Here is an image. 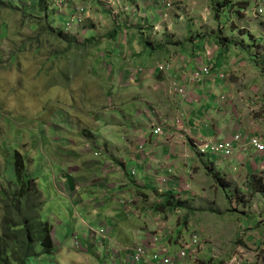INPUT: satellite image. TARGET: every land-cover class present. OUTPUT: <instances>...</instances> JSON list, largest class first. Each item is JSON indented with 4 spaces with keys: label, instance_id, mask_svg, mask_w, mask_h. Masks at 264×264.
<instances>
[{
    "label": "rangeland",
    "instance_id": "374dc122",
    "mask_svg": "<svg viewBox=\"0 0 264 264\" xmlns=\"http://www.w3.org/2000/svg\"><path fill=\"white\" fill-rule=\"evenodd\" d=\"M87 1L71 0L61 8L54 0H49L47 15L39 14L38 19L44 20L41 25H50L56 31L66 33L63 35L67 39L54 37L46 32L45 28L39 36L41 43L37 42L35 30L26 22L27 19H32V22L34 20L29 16L36 15L30 8L34 2L15 0L20 7H26L25 16L0 5V184H5L7 190H0V196L3 193H15L17 183L14 187H9L7 181L12 178L15 158L20 155L25 165L23 173H28L29 177L36 179L37 188L45 198L40 219L54 226L55 236H52V240L54 242L56 239L58 244L54 253L47 254L43 239L39 238V242L34 244L28 264H111L107 259L108 252L142 243L144 233L147 230L153 232L158 226L168 228L175 238L178 235L183 238L180 242L170 245L171 254L182 248V240H188L193 226H196L202 236V248L196 256L198 260L193 264H208L210 261L209 264H224L235 255V248L243 245L242 240L238 242L240 237L243 239L245 236L244 238L249 240L255 237V230L261 219H264V194L248 191L244 187L247 182L236 184L226 181L224 188L213 181L212 177L200 176L204 177L201 178V183L205 185L200 186L205 188L197 192L189 188L188 192L178 198L179 206L172 209L173 211L164 209V213L157 214L156 208H152L157 204L152 201L149 206L144 205L143 209L146 211H140L135 216L134 210H126L118 200L110 199L111 191L106 192L98 186L102 199L107 204L113 203L120 214L117 218L112 213L101 221L90 219L84 214L85 207L92 208L82 203L91 197L86 188L82 189L81 196L77 199L69 200L59 192L54 178L63 169L60 165V154H64L63 148L68 147L70 143V156H67L69 160L64 158V164L66 169L68 167L72 172V166L83 167L89 161L86 157L80 158L89 150L86 149V144H82L84 141L91 142L87 143L88 147L96 151L97 147L102 148L105 142L111 143L112 136L121 138L120 134L126 121L118 110H114L118 107L119 99L108 102V98L111 95L115 97L118 92L122 93L125 87L114 79L115 85L109 84L111 79L107 78V65L114 64L123 72L126 67L124 60L129 59L132 62V70H137L135 80L140 81L143 70L156 67L154 74L160 73L158 67L164 62H156L154 54H163L165 47L167 50L164 55L170 59L171 45L177 41L185 42L182 50L180 51V47L177 50L186 56L185 61L189 68L193 66L192 61L196 56H204V42L215 52L213 62H218L219 67H222L223 63L230 66L231 59L240 63L246 62L243 66L248 69V73L241 74L242 82H239L240 78L236 76L238 71L235 70V80H238L235 82L236 86L240 89L251 87L252 90L255 89V93L256 90L262 92V96L258 95L262 98V104L264 50L261 53L260 47L259 52L253 48L255 40L264 47L262 26L252 17L251 6L244 11L239 9L240 0H219L225 1L223 7L214 5L213 0H168L171 3L169 7L154 0H94L91 2V8L88 6L91 13L82 18L80 24L75 21V29L69 27L67 30L65 25L69 21L68 14L82 7ZM159 5L161 8H158ZM215 6L220 13L218 19L215 18ZM235 10H241V13L236 14ZM2 24L7 25L8 34L6 31L5 36L1 35ZM84 30H87L86 35ZM111 33L115 35L111 37ZM85 38L94 42L86 43ZM218 38L236 42L239 46L225 53L222 48L218 49L213 40ZM69 41H74L76 45L70 46ZM159 46H162V50ZM165 72L171 73L169 69ZM251 72L258 77L251 76ZM105 83L112 86V90H106ZM111 104H114V107H111ZM139 104L141 101L137 99L126 103L123 108L132 107L131 111L134 112ZM249 109L254 112V106ZM260 113L264 114V107ZM116 118H120L119 124L116 123ZM126 119L130 125L139 122L136 116ZM85 120L86 122L82 123ZM77 124L81 125L82 130L88 127L91 133L84 130L83 138ZM143 145L146 149L151 148L150 143ZM127 159L133 160L130 157ZM235 169L239 167L235 166ZM4 175L6 182L3 181ZM90 177V182L95 181L94 176ZM78 180L76 178V181ZM25 187L30 188L27 182ZM154 188L162 192L167 191L158 184ZM63 189L61 186V191ZM126 189L129 192L133 189L135 194L132 184ZM119 191L121 194L126 192ZM146 194L154 199L151 192L147 191ZM144 196L147 199L135 196L138 206L149 202L148 196ZM3 214L7 215V212L0 205V222L4 219ZM106 225L110 231V241L105 249L90 245V242H95L92 232L99 231L101 227L106 228ZM74 236L83 245H90L84 252L79 251L78 257L73 252ZM249 247L247 244L248 250L241 249L243 263L259 264V259L256 254L252 256ZM87 249L90 251L89 255H86ZM68 251H72V254ZM9 257L10 263L12 257ZM124 259L123 252L121 260L116 264H124Z\"/></svg>",
    "mask_w": 264,
    "mask_h": 264
},
{
    "label": "crops",
    "instance_id": "0c3cea01",
    "mask_svg": "<svg viewBox=\"0 0 264 264\" xmlns=\"http://www.w3.org/2000/svg\"><path fill=\"white\" fill-rule=\"evenodd\" d=\"M166 50L161 55L154 54V58L159 63L168 62L171 65L170 74L165 71L162 72L160 68H158L160 73L158 75L154 74L155 63L154 68L143 71L140 76L142 78L139 81V79L135 80L137 70H132V62L129 59L124 60L126 67L123 72H121L120 67H115L114 64L106 66L107 78L108 80L111 79L109 84L114 86V79L118 84L122 83L121 85L125 87L122 93L118 92L115 97L111 95L108 102L119 99L118 107L112 109L118 110L123 115L126 124L120 134V139L112 136L111 143L105 142L103 147H97L98 150L96 151L85 143L86 149L89 148V150L85 151V154L81 155L80 158L86 157L89 160L88 163H85L83 167H79L81 165L72 166V173L79 179L76 183L80 188L75 193L73 200L81 196L83 188L87 189L86 191L90 193L91 197L82 203L85 206L92 207L91 209L84 208V214L90 219L103 221L110 217L112 213L117 218L120 216L117 207L113 203L107 204L102 199V196L98 193V186L104 188L106 192H112V195H110L111 200L118 196L119 190L126 191L120 193V196L128 197L131 195L139 199L141 194L148 191L154 196V199H151L150 193L145 194L148 196L149 202L146 203L148 206L150 202L154 201L152 203L155 204L157 201L158 206L164 207L163 211L164 209L170 210V208L165 207L164 195L162 199L155 195L154 188L159 176L164 177L165 174H169L167 168L172 170V174H169V184L174 190L172 192L174 198L183 195L178 192L188 182L191 183H188L189 188L195 189L196 192L201 191V188L204 189L205 187L200 186L204 185L201 183V178H210L209 170H213V168L220 172L226 181L236 184L246 183L252 176H259L264 179V154L258 155L253 150L244 147V143L252 137H257L264 143V114L260 113L263 111L264 102L261 104L260 100L262 98L258 97V95L262 96V92L256 90L255 93L253 91L255 89L252 90L251 87L240 89L237 88V83H235L238 81L235 80V70L238 71L236 76H239V82H242L241 74L248 73V69L243 66L246 62L242 61L240 63L235 59H231L229 61L230 66L223 63L222 67H219V63H213L212 58L206 59L208 64L214 66V70L209 75L204 76L202 81L193 83L190 80V72L195 67V59L192 61L193 66L188 68L185 55L181 54L180 51L175 52L172 50L170 59H168L164 55ZM218 71H224L226 78H220L217 74ZM251 76L258 77L252 72ZM172 79L177 80L186 87L188 92L185 97L171 93L170 81ZM105 85L106 90H112V86L107 85V83ZM221 96H225L226 100H221ZM137 99L139 102L141 101V104L134 112L131 111L132 107L126 108L125 106L123 108L126 103ZM255 101H259L258 106L260 109H256V111L252 109L254 112H251V109H249L250 104ZM113 105L111 104V107H114ZM150 109H154L157 114L151 116L150 113H147ZM254 113L257 114L254 115ZM130 116H136L139 122L128 124L126 117ZM119 120L120 118H116L117 124H119ZM152 125H161L166 135L152 134V131H150ZM169 133L174 136L172 141L167 139ZM178 134L183 135L181 139ZM235 135L242 136L243 143L229 159L213 155L200 157L195 153L194 143L196 141L202 139L232 140ZM145 143H150L151 148L146 149L143 145ZM140 145H143L141 150L139 149ZM127 157L133 160L127 159ZM132 164H134L133 167ZM235 166H238L239 169H235ZM131 168H136L138 172V176L134 181L130 180L131 177L129 176ZM229 171L230 173H227ZM91 175L95 177V182L92 185L90 184V181H92ZM85 181L86 183H84ZM130 184L133 185L134 191L138 190L137 187H139L145 193L139 192L137 196L136 192L133 193V189L129 192L126 188ZM244 187L246 188V184H244ZM189 188L185 192H188ZM88 201H93V203L89 204ZM104 201L105 204H103ZM135 205L137 208L133 212L134 216L135 214L138 215L140 211H146L143 209L144 205L138 206L137 202ZM174 205L171 206L173 210L176 208L175 203ZM152 208L154 209L156 206L153 205ZM162 210L156 213L163 212ZM260 225L255 230L257 232L255 237L250 240L248 238L242 239L243 245L235 248V253H240L241 249H247V244L250 245L249 251H251L252 256L256 254L259 264L264 263V249L261 248L262 244H260V241H263L264 238V219L261 220ZM160 229L162 230L163 226H160ZM149 232L147 230L144 233L142 243L150 239ZM171 235L172 232L166 230L165 236L168 238L167 240L165 238V240L174 241L175 236L174 234ZM253 240H256V246L251 245ZM90 245L100 249L106 247L97 246L93 242H90ZM90 245H87L88 248ZM89 253L88 250L86 255H89ZM75 255L78 257V254ZM184 264H193V262L188 261ZM213 264L217 263L214 262ZM251 264H254V262Z\"/></svg>",
    "mask_w": 264,
    "mask_h": 264
},
{
    "label": "clouds",
    "instance_id": "9594fccd",
    "mask_svg": "<svg viewBox=\"0 0 264 264\" xmlns=\"http://www.w3.org/2000/svg\"><path fill=\"white\" fill-rule=\"evenodd\" d=\"M69 1H71V0H60V2L58 3V5L62 8L63 6H66V4H68L69 3ZM92 1H94V0H88L86 3H84V4H82V7H84V8H86V10H87V13H85V14H80L81 15V18H86L90 13H89V11H88V6H90V8H91V2ZM131 2H135L136 0H130ZM155 1V0H154ZM164 1H166V2H169L168 0H164ZM156 2H158V3H160V4H163V5H165V6H167L166 4H164V3H162L161 1H156ZM241 2H243L244 3V6L245 7H243V8H240L239 7V9H241V10H246L249 6H251V11H252V17L253 18H255V19H257L258 20V22H259V24L262 26V31L264 32V13H262V14H259L258 13V8L259 7H262L263 8V10H264V0H240L239 1V3H241ZM169 4L171 5V3L169 2ZM169 5V6H170ZM169 6H167V7H169ZM6 7V6H5ZM81 8V7H80ZM158 8H161V7H158ZM106 10V9H105ZM241 10H235V12H236V14H238V12L239 13H241ZM74 14H72V15H70V13L68 14V18H69V21L66 23V25H65V27L67 28V30H68V28L69 27H73V29H75L76 28V26H74V24H75V21L72 23V21H71V17L72 16H77V14H79L78 13V9L76 10V9H74ZM106 12H108V10L106 11ZM221 18H222V16H221ZM114 20V19H113ZM82 21V20H81ZM81 21L80 22H78V24H80L81 23ZM115 23H117V22H115ZM77 24V25H78ZM154 24V23H153ZM153 24H151V25H153ZM81 27H79V29H80ZM64 31H65V29H64ZM85 35L87 34V30H84V32H83ZM64 34H66V33H64ZM70 36H72V35H70ZM86 37V36H85ZM85 40L87 41V40H89V39H86L85 38ZM85 40L83 41V43L85 42ZM214 40V39H213ZM74 42V41H73ZM93 42H94V40H93ZM215 42V41H214ZM75 43V42H74ZM253 43V42H252ZM91 44V43H90ZM216 44V43H215ZM214 44V45H215ZM217 47H218V49H220L221 47L220 46H218V45H216ZM239 46V44L237 45V46H232L230 49H228V50H225V48H222L223 50H224V52L225 53H227L228 51H230L232 48H236V47H238ZM203 47H204V49H205V54H204V56H196L195 57V62H196V66L193 68V70L190 72V80L194 83V82H200V81H202L203 80V77L204 76H202L200 79H198V80H194L193 79V75H194V73L196 72V71H198V70H200V69H202L203 67H207V68H209V70H210V73L214 70V66L213 65H210V64H208L207 62H206V59H211L212 61L214 60V54H215V52H213L212 50H210L209 49V47L207 46V44L206 43H204L203 42ZM211 47V46H210ZM258 47H260V49H261V53L263 52V50H264V47L263 46H261L260 44H258L257 42H256V40H255V45H253V48L254 49H256L258 52H259V50H258ZM166 48V47H165ZM165 48L163 49V50H165ZM177 48H179V47H174L173 45H171V48L170 49H172V50H174V51H176L177 50ZM183 48V47H182ZM182 48H179L180 49V51L182 50ZM179 49L177 50V52L179 51ZM160 50H162V47L160 48ZM156 53V52H155ZM214 63V62H213ZM169 66H170V64L168 63V62H164L163 64H160L159 65V67L158 68H160L161 69V67H163L162 69H161V71L163 72V71H165V70H167V69H169L170 70V68H169ZM144 71V70H143ZM209 73V74H210ZM217 74L220 76V78H222V79H225L226 78V73L224 72V71H218L217 72ZM221 74H223L224 75V77H221ZM205 76H207V75H205ZM173 84H176V85H173ZM174 87H176L178 90L179 89H181L182 90V92H179L178 90L177 91H175L174 90ZM170 91H171V93H176V95H180V96H182V97H185L186 95H187V92H188V90L186 89V87L184 86V85H181L177 80H175V79H172L171 81H170ZM110 94H112V91L110 92ZM109 94V95H110ZM221 100H226V98H225V96H221ZM258 102L259 101H255V102H252L251 104H250V106H254V111H256V109L257 110H259L260 109V107L258 106ZM154 109H150V110H148L147 111V113H150V115L151 116H153V115H156L157 114V112L155 111V113L154 114H152L151 112L153 111ZM75 119H76V117H75ZM75 122H76V120H75ZM86 122V120L85 121H82V123H85ZM77 123V122H76ZM156 126H159V127H161V125H152V128H151V131H152V134H154L153 133V130H154V128L156 127ZM77 127H79V130L82 132V136H83V131L84 130H88L89 132H90V130L91 129H89L88 127H84L85 129L84 130H82V129H80V127H81V125L80 124H77ZM162 128V127H161ZM162 131H163V129H162ZM91 133V132H90ZM154 135H156V134H154ZM163 135H166V134H164V131H163ZM159 136V135H158ZM178 136H179V134H178ZM236 136V135H235ZM242 137V136H241ZM83 138H84V136H83ZM234 138V137H233ZM232 138V139H233ZM252 138H257V137H252ZM252 138H249L248 140H247V142L250 140V139H252ZM167 139H168V141H172V139H174V136H173V134L172 133H169V134H167ZM257 139H259V138H257ZM73 140H75V138H73ZM95 140V139H94ZM94 140H92V141H94ZM215 141V142H219V141H229V140H214V139H202V140H199V141H196L195 143H194V148H195V153L197 154V155H199L200 157H202V156H212L211 154H209V153H201L200 151H199V149H198V146H200V145H204V143H206V142H208V141ZM260 140V139H259ZM88 140H86V141H84L82 144H87V143H91V142H87ZM231 141V140H230ZM247 142H245L244 144H245V146L244 147H246L247 149H248V147H247ZM260 142L262 143V144H264L261 140H260ZM243 143V142H242ZM241 143V144H242ZM71 144V143H70ZM70 144L68 145V147H66V148H63V150H64V154H60V157H61V167L63 168L62 169V171H61V173L56 177V178H54V182H55V184H56V186H57V188H58V190H59V192L64 196V197H66L67 199H73V197H74V195H75V193L77 192V190L78 189H80L79 188V185L76 183L77 181L75 180V174L74 173H72V172H70L69 170H68V167H67V169H66V167H65V164H64V158H66L67 160H69L68 158H67V156H70V154H69V147H70ZM241 144H239V146L241 145ZM140 146H142V148H143V145H140ZM238 146V147H239ZM238 147L233 151V154L235 153V151L238 149ZM99 148V147H98ZM250 149V148H249ZM141 150V149H140ZM250 150H253V149H250ZM256 154H257V152L255 151V150H253ZM233 154L231 155V156H222V155H213V156H217V157H222V158H231L232 156H233ZM258 155H263V154H258ZM68 166V165H67ZM262 168V167H261ZM132 170H134L135 171V174L133 175L132 174ZM210 170H212V169H210ZM212 171H214V172H218L216 169H214L213 168V170ZM167 172L170 174H172V170L170 169V168H167ZM219 174H220V176H221V173L220 172H218ZM169 174H165L164 175V177H167V179H168V182H167V184H165L163 187L164 188H166L167 189V191H165V192H162V191H158V190H156L155 189V195H157V196H159L161 199H162V196L166 193V192H170V193H172V192H174V190H173V188L170 186V184H169ZM129 176L131 177L130 178V180L132 179L133 181H134V179H136V177L138 176V172H137V169L136 168H134V169H132L131 168V170H130V173H129ZM160 177L161 176H159L158 178H157V184L158 185H160ZM212 177V176H211ZM222 177V176H221ZM252 177H259V176H252ZM31 179H32V177H30ZM213 178V177H212ZM224 179H225V177H223ZM251 178V177H250ZM249 178V179H250ZM260 178H262V177H260ZM263 179V178H262ZM3 181L4 182H6V176L4 175L3 176ZM213 181H215V179L213 178ZM225 181H226V179H225ZM10 180H8L7 181V183H8V185H9V187L10 186H12V187H14L12 184H10ZM95 181H93V182H90V184L92 185L93 183H94ZM216 182V181H215ZM248 182H249V180L247 181V184H246V188H247V190L248 191H250L251 189H250V187H249V185H248ZM263 182H264V179H263ZM189 183V182H188ZM188 183H185L184 185H183V187H181L182 189L181 190H179V192L178 193H180V195H182L184 192H185V189H188L189 188V184ZM32 185H36V179L35 180H33V182H32V184H31V186ZM163 185V184H162ZM61 186L62 187H64V189L61 191ZM186 186H188V187H186ZM138 188V190H135V192H136V195L139 193V192H143V193H145L141 188H139V187H137ZM0 190H4V191H7L6 190V185L5 184H0ZM39 190V189H38ZM39 192H40V194H41V201H42V207H41V209H40V216H41V210L43 209V207L45 206V198H44V195H43V193L39 190ZM146 194V193H145ZM8 196L9 194L8 193H6L5 195H2V196H0V198H2V200H4V198H5V196ZM138 196V195H137ZM32 197V196H31ZM141 197L142 198H146L147 199V197H145L144 196V194H141ZM141 197H140V199H141ZM121 198V199H120ZM174 196H172L171 195V200L175 203L176 201H175V199H177L178 200V198L179 197H175L174 199ZM117 201L118 200V202L119 203H121V205H123V206H125L124 207V209H126V210H129L130 208L132 209V210H136V199H135V196H133V197H125L124 198V196H120V195H118L117 197H115L114 199H112V201ZM133 202H134V205H133ZM88 203L89 204H92L93 203V201H88ZM103 204H105V201L103 202ZM155 204H157L156 205V212H158V211H160V210H162V209H157V207H158V203H157V201L155 202ZM176 204V203H175ZM142 205H147L146 203H142ZM37 209V208H36ZM147 209H148V207H147ZM149 210V209H148ZM163 211V210H162ZM170 211H173L171 208H170ZM130 214H131V212H130ZM262 220V219H261ZM190 223L191 222H189V225H190ZM0 224H1V222H0ZM43 225H48V226H51V232H50V239H51V241H52V245H53V248H54V250H53V252H51L50 254H52V253H54L56 250H57V248H56V246L58 245L57 244V242H56V239L54 240V242H53V240H52V236H55V230H54V226L50 223V222H48V221H43V220H41L40 218H39V220H38V228H39V231H40V233H43ZM1 227V226H0ZM106 228H103V227H101V229L99 230V231H96V232H92V235H93V237L95 238V242H94V244L95 245H97V246H106L107 244H108V242L110 241L109 239H108V235H109V229H107V225L105 226ZM164 230H161L160 229V227L157 229V230H155V231H153V232H149L148 234H149V236H150V239H147L145 242H143V243H137V244H135L134 246H130L129 248H124L123 250H121V249H119V250H116V249H113L110 253L108 252L107 253V259H108V261H111V264H116V262H119L120 260H121V257H122V253L124 252L125 253V263L124 264H129L128 263V261H129V253H130V251L131 250H134V249H136V248H138V247H143V248H145V250H146V252H145V258H143L140 262H138V264H140V263H142V264H147V261H151L150 263H148V264H157V262L156 263H153V261H154V259L152 258L157 252H158V250H157V246L155 247V245L153 244V242H152V240H153V237H155V236H158V238H159V245H162V246H164L168 251H169V247H170V245H172L173 243H178V242H180L181 241V239H183L180 235H178L175 239H174V241H166L167 240V238L168 237H166L165 236V231L166 230H168V228L166 229V228H163ZM159 230V231H158ZM195 230H197V231H199L198 229H197V227L196 226H193V232L195 231ZM157 231V232H156ZM155 232V233H154ZM192 232V233H193ZM199 233H200V231H199ZM201 235V234H200ZM172 236V235H171ZM202 237V236H201ZM244 237L245 236H243V239H244ZM165 238H166V240H165ZM249 239V238H248ZM241 237H240V239L238 240V242H241ZM183 241H186L185 239L184 240H182V242ZM147 243V244H146ZM260 244H262V246H261V248L262 249H264V238H263V241L261 240L260 241ZM259 244V245H260ZM251 245L252 246H256V242H252L251 243ZM73 246H74V250H73V252H75V254H78V253H80V252H84V250L86 249V248H88V246H85V245H83L82 243H80L77 239H76V236H74L73 237ZM105 248V247H104ZM154 250V251H153ZM80 251V252H79ZM69 253H71L72 251H68ZM86 252H88V249L86 250ZM177 252H174V254H171L170 253V251H169V254L170 255H172V256H174L175 254H176ZM48 254V253H47ZM72 254V253H71ZM235 255H241V253H235ZM242 256V255H241ZM196 260H198V258H189V259H187V260H185V261H183L181 264H184V263H186V262H188V261H192L193 263L196 261ZM243 260H244V257H243ZM211 262V261H210ZM209 262V263H210ZM121 263H122V261H121ZM208 263V264H209ZM218 264V263H217ZM244 264H247L246 262H244Z\"/></svg>",
    "mask_w": 264,
    "mask_h": 264
},
{
    "label": "trees",
    "instance_id": "16d2710c",
    "mask_svg": "<svg viewBox=\"0 0 264 264\" xmlns=\"http://www.w3.org/2000/svg\"><path fill=\"white\" fill-rule=\"evenodd\" d=\"M49 0H31L34 2L32 8L33 12H35V16L29 15L32 19L26 20L27 23H30L31 29L35 30L37 37L35 38L37 42H40L39 36L41 32L46 28V32L50 33L54 37H61L67 39L63 34V31H56L54 27L50 25L44 26L41 25V21L44 20L38 19L39 14H43V16L48 11V2ZM60 0H54V3L58 5ZM225 2V1H224ZM224 2L219 0H213L214 5H218L220 7L224 6ZM240 8L245 7L244 3L241 2ZM0 5L6 6L8 9L20 13L25 16L26 7H20L16 4L15 0H0ZM158 7H161L160 5ZM37 9L38 11H35ZM215 10V18L218 19L220 13L218 12V7H214ZM28 11L29 8H28ZM38 14V15H37ZM74 14V12H70V15ZM2 32L1 35L5 36L6 31L8 34V29L6 24L1 25ZM115 33H111V37L114 36ZM92 39L87 40L86 43H91ZM216 45L221 48H225V50L230 49L232 46H237L236 42L227 41L225 39H214ZM93 42V41H92ZM76 45L73 41H69V45ZM185 42H175L173 44L174 47L182 48ZM163 46V45H162ZM159 46L158 48H161ZM15 169L13 171V176L10 179V184L14 183L15 193L14 195L9 194L6 195L4 200L0 202V205L5 209L7 215L3 214V220H1L0 228V264H28V259L31 256L32 249L34 244L39 242V238H42V243L44 246V250L46 253L50 254L53 252L54 248L52 245V241L50 239L51 226L43 225V233H40L38 228V220L40 218V209L42 207L41 194L37 188V185H32L34 178H30L28 173L24 172V162L20 155H17L15 158ZM209 175L212 176L215 181L221 186L226 188V181L223 177L220 176L218 172H214L209 170ZM26 179V180H25ZM25 182L28 183L30 188L25 187ZM249 187H251V192L253 194H264V182L260 177H251L248 182ZM12 187V186H10ZM4 191V190H1ZM3 193L2 195H5ZM172 193L166 192L164 194L165 197V207L171 208V206H175L174 202L171 200ZM32 196V197H31ZM173 196V195H172ZM176 197V196H175ZM176 207L179 206L177 199H175ZM37 208V209H36ZM163 206H158L157 209H163ZM172 209V208H171ZM11 255L12 260L9 263L8 259Z\"/></svg>",
    "mask_w": 264,
    "mask_h": 264
},
{
    "label": "built area",
    "instance_id": "2783aa9c",
    "mask_svg": "<svg viewBox=\"0 0 264 264\" xmlns=\"http://www.w3.org/2000/svg\"><path fill=\"white\" fill-rule=\"evenodd\" d=\"M155 1H161L162 3L169 6V2H166L164 0H155ZM77 16H72L71 21L72 23L74 21L80 22L82 20L81 15L87 13L86 8L81 7L78 9ZM258 13L262 14L264 13V10L262 7L258 8ZM81 14V15H80ZM163 67H161L162 69ZM210 70L207 67H203L202 69L196 71L193 75L194 80L200 79L202 76L209 75ZM221 77H224L223 74H221ZM176 85V84H173ZM174 90L177 91L178 89L174 87ZM179 92H182L181 89L178 90ZM152 114L155 113L153 110L151 112ZM153 133L156 135H163L162 128L159 126H156L153 130ZM183 135L179 134V138L181 139ZM243 142V138L240 135L234 136V138L230 141H208L204 143V145L198 146V149L201 153H209L211 155H222V156H231L233 154V151ZM245 145V144H244ZM247 147L250 149H253L257 152V154H264V144L260 142L257 138H252L247 142ZM139 149H142V146L139 147ZM132 174H135V171L132 170ZM168 179L167 177H160V185L163 187L165 184H167ZM163 184V185H162ZM166 186V185H165ZM188 187V186H186ZM155 247L157 246L158 252L152 257L157 264H181L183 261L189 259V258H196V256L199 254L200 249L202 248L201 245V235L199 231L195 230L190 238L186 241H183L182 248L174 255H170L169 251L162 245H159V238L158 236L153 237L152 240ZM145 248L138 247L134 250H131L129 253V264H138L143 258H145ZM151 261H147V264ZM224 264H244L243 263V256L241 255H234L230 259H228Z\"/></svg>",
    "mask_w": 264,
    "mask_h": 264
}]
</instances>
